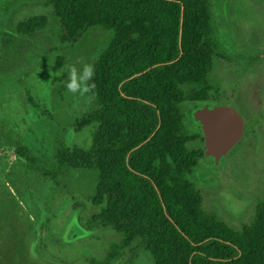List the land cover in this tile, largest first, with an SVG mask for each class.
<instances>
[{
    "label": "rangeland",
    "instance_id": "obj_1",
    "mask_svg": "<svg viewBox=\"0 0 264 264\" xmlns=\"http://www.w3.org/2000/svg\"><path fill=\"white\" fill-rule=\"evenodd\" d=\"M209 3V37L223 58L213 57L204 85L181 86L184 127L199 135L187 147L204 150L194 117L204 107L235 109L243 134L221 158H198L187 177L205 215L242 231L264 202V0ZM38 17L43 27L17 30ZM109 39L93 26L66 43L51 0H0V264H152L91 220L97 209L85 196L97 170L63 165L52 177L62 144L89 146V130L75 132V123L97 106L90 93L67 92V69L94 65Z\"/></svg>",
    "mask_w": 264,
    "mask_h": 264
},
{
    "label": "trees",
    "instance_id": "obj_2",
    "mask_svg": "<svg viewBox=\"0 0 264 264\" xmlns=\"http://www.w3.org/2000/svg\"><path fill=\"white\" fill-rule=\"evenodd\" d=\"M51 1L64 42L93 26L110 32L93 65L97 106L74 128L88 129L90 144H62L53 179L63 165L97 170L85 196L97 209L91 220L126 236L128 249L145 251L152 264H264V202L235 231L205 215L187 177L203 150L187 147L199 135L184 127L181 86L204 85L213 57L223 58L209 37V0Z\"/></svg>",
    "mask_w": 264,
    "mask_h": 264
},
{
    "label": "water",
    "instance_id": "obj_3",
    "mask_svg": "<svg viewBox=\"0 0 264 264\" xmlns=\"http://www.w3.org/2000/svg\"><path fill=\"white\" fill-rule=\"evenodd\" d=\"M200 122L203 135V155L219 159L240 140L243 134V119L230 106L218 105L201 108L194 114Z\"/></svg>",
    "mask_w": 264,
    "mask_h": 264
},
{
    "label": "clouds",
    "instance_id": "obj_4",
    "mask_svg": "<svg viewBox=\"0 0 264 264\" xmlns=\"http://www.w3.org/2000/svg\"><path fill=\"white\" fill-rule=\"evenodd\" d=\"M67 73L68 78L65 88L69 93H78L83 96L86 93H92V90L96 87L93 80L95 68L92 64L84 63L81 69H78L75 65H72L67 69ZM55 74L62 75L63 70H59L55 72ZM89 81H92V83H89Z\"/></svg>",
    "mask_w": 264,
    "mask_h": 264
}]
</instances>
